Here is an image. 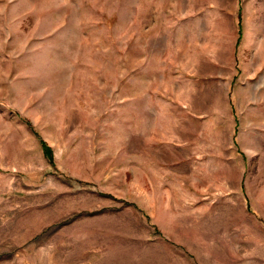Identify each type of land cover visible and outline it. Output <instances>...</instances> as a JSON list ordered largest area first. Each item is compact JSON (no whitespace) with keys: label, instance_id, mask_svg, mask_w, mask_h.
Here are the masks:
<instances>
[{"label":"rangeland","instance_id":"rangeland-1","mask_svg":"<svg viewBox=\"0 0 264 264\" xmlns=\"http://www.w3.org/2000/svg\"><path fill=\"white\" fill-rule=\"evenodd\" d=\"M126 3L0 0V264H264V0L151 23L214 47V124L170 170L109 120Z\"/></svg>","mask_w":264,"mask_h":264},{"label":"crops","instance_id":"crops-1","mask_svg":"<svg viewBox=\"0 0 264 264\" xmlns=\"http://www.w3.org/2000/svg\"><path fill=\"white\" fill-rule=\"evenodd\" d=\"M210 1L197 4L193 0L177 8L172 2L127 0L125 42L109 46L124 52V60L110 57L101 66L124 67V91L115 94V102L109 104L114 110L109 120L124 125L125 153L133 156V161L169 164L160 169H173V164L182 162L184 157L197 154L200 132L214 124L213 44L161 41L156 24L151 25L156 23L159 12L176 9L178 18H200V12L208 14ZM190 26L195 25L190 22ZM221 68L217 72L223 76L224 63ZM101 105L100 94V108ZM117 146L123 148L122 143Z\"/></svg>","mask_w":264,"mask_h":264},{"label":"trees","instance_id":"trees-1","mask_svg":"<svg viewBox=\"0 0 264 264\" xmlns=\"http://www.w3.org/2000/svg\"><path fill=\"white\" fill-rule=\"evenodd\" d=\"M42 145H43L44 148H45V147L47 148V146H45L44 143H42ZM46 148H45V149H46Z\"/></svg>","mask_w":264,"mask_h":264}]
</instances>
